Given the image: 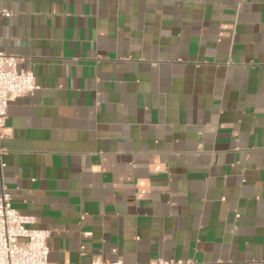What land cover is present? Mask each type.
Wrapping results in <instances>:
<instances>
[{"label": "crops", "instance_id": "1", "mask_svg": "<svg viewBox=\"0 0 264 264\" xmlns=\"http://www.w3.org/2000/svg\"><path fill=\"white\" fill-rule=\"evenodd\" d=\"M0 52L39 87L0 193L48 262L264 264V0H0Z\"/></svg>", "mask_w": 264, "mask_h": 264}, {"label": "built area", "instance_id": "2", "mask_svg": "<svg viewBox=\"0 0 264 264\" xmlns=\"http://www.w3.org/2000/svg\"><path fill=\"white\" fill-rule=\"evenodd\" d=\"M8 17L9 14L5 13ZM39 87L32 72L18 68V58L0 52V129L7 120V110L10 102L26 95H32ZM34 219L21 215L11 204V196L0 193V264H52L48 262L47 241L50 232L32 228ZM113 254L116 251L113 250ZM90 264H124L116 257L105 262L95 257ZM149 264H193L173 263L163 260L152 261Z\"/></svg>", "mask_w": 264, "mask_h": 264}]
</instances>
